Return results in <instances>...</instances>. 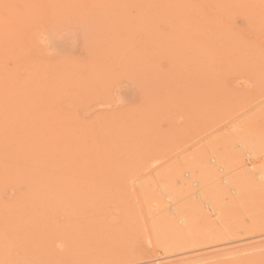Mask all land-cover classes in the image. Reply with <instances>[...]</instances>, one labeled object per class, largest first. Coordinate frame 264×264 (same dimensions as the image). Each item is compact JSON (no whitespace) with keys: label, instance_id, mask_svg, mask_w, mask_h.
<instances>
[{"label":"rangeland","instance_id":"374dc122","mask_svg":"<svg viewBox=\"0 0 264 264\" xmlns=\"http://www.w3.org/2000/svg\"><path fill=\"white\" fill-rule=\"evenodd\" d=\"M0 264H264V0H0Z\"/></svg>","mask_w":264,"mask_h":264},{"label":"bare ground","instance_id":"6f19581e","mask_svg":"<svg viewBox=\"0 0 264 264\" xmlns=\"http://www.w3.org/2000/svg\"><path fill=\"white\" fill-rule=\"evenodd\" d=\"M237 147L240 149V153L241 154H243V155H245L246 157H251V156H255L256 154H255V151L254 150H252V148H250V147H248V145L246 144V143H244V142H240V143H238L237 144ZM255 154V155H254ZM211 162L214 164V165H216L218 162H217V160L216 159H212L211 158ZM251 167H253V166H251ZM221 172H223V168L222 167H220V168H218ZM194 186H197V182L196 183H192ZM235 190V189H234ZM160 191H161V189H160ZM202 195V194H201ZM204 196V195H203ZM198 199L199 198H201V196L200 195H197L196 196ZM170 198L168 197V200H169ZM204 199V198H203ZM199 200H201V199H199ZM207 207L209 208V206L207 205ZM180 219V218H179ZM181 223H182V221H181Z\"/></svg>","mask_w":264,"mask_h":264}]
</instances>
